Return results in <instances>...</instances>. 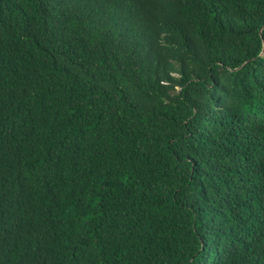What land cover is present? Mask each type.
<instances>
[{"label":"trees","instance_id":"16d2710c","mask_svg":"<svg viewBox=\"0 0 264 264\" xmlns=\"http://www.w3.org/2000/svg\"><path fill=\"white\" fill-rule=\"evenodd\" d=\"M263 49L264 0H0V264H264Z\"/></svg>","mask_w":264,"mask_h":264},{"label":"rangeland","instance_id":"374dc122","mask_svg":"<svg viewBox=\"0 0 264 264\" xmlns=\"http://www.w3.org/2000/svg\"><path fill=\"white\" fill-rule=\"evenodd\" d=\"M262 55H264V49H263V51H262Z\"/></svg>","mask_w":264,"mask_h":264},{"label":"bare ground","instance_id":"6f19581e","mask_svg":"<svg viewBox=\"0 0 264 264\" xmlns=\"http://www.w3.org/2000/svg\"><path fill=\"white\" fill-rule=\"evenodd\" d=\"M170 13V12H169ZM170 17V16H169Z\"/></svg>","mask_w":264,"mask_h":264}]
</instances>
